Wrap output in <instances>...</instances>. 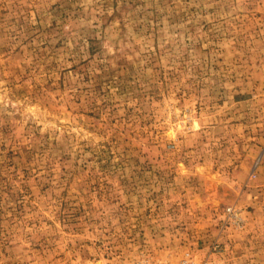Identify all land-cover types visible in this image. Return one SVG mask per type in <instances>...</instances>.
I'll list each match as a JSON object with an SVG mask.
<instances>
[{
	"label": "rangeland",
	"instance_id": "rangeland-1",
	"mask_svg": "<svg viewBox=\"0 0 264 264\" xmlns=\"http://www.w3.org/2000/svg\"><path fill=\"white\" fill-rule=\"evenodd\" d=\"M264 264V0H0V264Z\"/></svg>",
	"mask_w": 264,
	"mask_h": 264
},
{
	"label": "built area",
	"instance_id": "built-area-1",
	"mask_svg": "<svg viewBox=\"0 0 264 264\" xmlns=\"http://www.w3.org/2000/svg\"><path fill=\"white\" fill-rule=\"evenodd\" d=\"M185 264H195V263H192V262H188V263H185ZM201 264H212L211 261H209L208 259L204 260L203 263Z\"/></svg>",
	"mask_w": 264,
	"mask_h": 264
}]
</instances>
